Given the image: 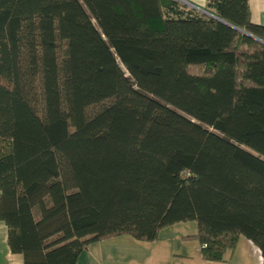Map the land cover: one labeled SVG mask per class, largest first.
I'll return each instance as SVG.
<instances>
[{"label":"trees","instance_id":"obj_1","mask_svg":"<svg viewBox=\"0 0 264 264\" xmlns=\"http://www.w3.org/2000/svg\"><path fill=\"white\" fill-rule=\"evenodd\" d=\"M202 8L0 0V219L23 264L187 220L204 259L242 235L264 262V25L248 0Z\"/></svg>","mask_w":264,"mask_h":264},{"label":"crops","instance_id":"obj_2","mask_svg":"<svg viewBox=\"0 0 264 264\" xmlns=\"http://www.w3.org/2000/svg\"><path fill=\"white\" fill-rule=\"evenodd\" d=\"M186 1L198 7L206 3V0ZM248 4L251 21L264 25V0H248ZM176 226L177 223L163 227L157 239L145 243L122 235L91 243L82 250L76 264H264L259 248L245 237H239L222 260H206L201 255L200 243L173 240L176 231L182 230ZM0 264H23L22 254L12 252L7 244V227L1 219Z\"/></svg>","mask_w":264,"mask_h":264},{"label":"rangeland","instance_id":"obj_3","mask_svg":"<svg viewBox=\"0 0 264 264\" xmlns=\"http://www.w3.org/2000/svg\"><path fill=\"white\" fill-rule=\"evenodd\" d=\"M178 226L182 227V230L181 231H179V230L176 231V233H175L176 235L175 236L173 235V240H175L177 242H179L181 240L192 242V243L193 242H197L198 245H199V240L195 236L196 231H197V224H196V222L194 220H187V221L178 222L176 227H178ZM122 236L123 237H128L129 239L134 240V241H136L138 243H145V242L148 241V240H142V239L134 238L130 234H122ZM239 237H244V236L240 235ZM200 247H201V245H200ZM140 254H142V253H140ZM135 257H139V256H137V254H136Z\"/></svg>","mask_w":264,"mask_h":264},{"label":"water","instance_id":"obj_4","mask_svg":"<svg viewBox=\"0 0 264 264\" xmlns=\"http://www.w3.org/2000/svg\"><path fill=\"white\" fill-rule=\"evenodd\" d=\"M179 1H181V2H183V3H185V4H188L189 6L196 7V8H198V9H200V10L206 12L202 7H198V6H196V5H193L192 3H189V2L186 1V0H179ZM220 20L223 21V22H225V23H227V24H229V23L226 22L225 20H222V19H220ZM235 28L238 29V30H242V29L237 28V27H235ZM243 32L246 33V34H249V35H250V33L246 32V31H243Z\"/></svg>","mask_w":264,"mask_h":264}]
</instances>
